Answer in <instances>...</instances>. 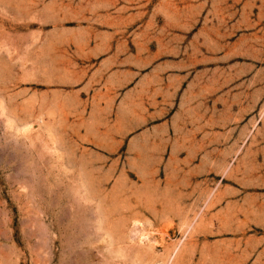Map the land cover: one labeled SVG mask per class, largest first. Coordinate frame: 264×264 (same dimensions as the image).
Segmentation results:
<instances>
[{"label": "rangeland", "instance_id": "obj_1", "mask_svg": "<svg viewBox=\"0 0 264 264\" xmlns=\"http://www.w3.org/2000/svg\"><path fill=\"white\" fill-rule=\"evenodd\" d=\"M258 204L264 0H0V264H195Z\"/></svg>", "mask_w": 264, "mask_h": 264}, {"label": "crops", "instance_id": "obj_2", "mask_svg": "<svg viewBox=\"0 0 264 264\" xmlns=\"http://www.w3.org/2000/svg\"><path fill=\"white\" fill-rule=\"evenodd\" d=\"M251 206L243 212L227 210L219 215L218 232L231 235L211 245L205 243L199 261L195 264H264V231L261 239L247 235V229L253 225H262L264 230V205ZM202 216L203 213L194 223V232L196 224L200 227L208 226L209 220H201Z\"/></svg>", "mask_w": 264, "mask_h": 264}, {"label": "bare ground", "instance_id": "obj_3", "mask_svg": "<svg viewBox=\"0 0 264 264\" xmlns=\"http://www.w3.org/2000/svg\"><path fill=\"white\" fill-rule=\"evenodd\" d=\"M192 227H193V226L190 227L189 232L192 230Z\"/></svg>", "mask_w": 264, "mask_h": 264}]
</instances>
